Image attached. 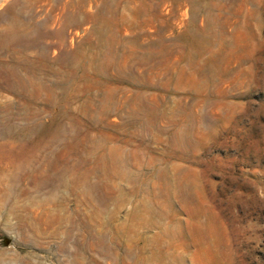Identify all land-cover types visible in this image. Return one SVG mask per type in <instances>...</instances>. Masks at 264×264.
I'll return each instance as SVG.
<instances>
[{
    "label": "rangeland",
    "instance_id": "374dc122",
    "mask_svg": "<svg viewBox=\"0 0 264 264\" xmlns=\"http://www.w3.org/2000/svg\"><path fill=\"white\" fill-rule=\"evenodd\" d=\"M11 122L0 264H264V0H0Z\"/></svg>",
    "mask_w": 264,
    "mask_h": 264
},
{
    "label": "bare ground",
    "instance_id": "6f19581e",
    "mask_svg": "<svg viewBox=\"0 0 264 264\" xmlns=\"http://www.w3.org/2000/svg\"><path fill=\"white\" fill-rule=\"evenodd\" d=\"M31 106V105H30ZM13 116V115H12ZM11 116V117H12ZM40 126V125H39ZM0 130H1V134H3V135H5V136H10V135H12V136H17V133H16V131H15V126L12 124V122L9 124V125H7L6 127H3V128H1V126H0ZM22 131V130H21ZM31 131V130H30ZM26 133H27V131H25ZM32 132V131H31ZM21 134V133H20ZM28 135V134H27ZM18 136H20L19 134H18ZM21 136H23V135H21ZM25 136V135H24ZM36 141V140H35ZM41 146V145H40ZM37 147L36 149H37V151H36V153L35 154H39V155H41L40 153L42 152V146L41 147ZM27 146H25V145H23V144H20V143H14V142H8V143H0V150H3L4 152H2V153H6V151H9L10 152V154H13V157L14 158H17L18 160H20V162L21 163H23L24 162V160H27V159H29V157L31 156V153L32 152H28V150H27V148H26ZM37 152H39V153H37ZM34 158V157H33ZM41 159V158H40ZM31 160V159H30ZM20 164V163H19ZM18 164V165H19ZM18 165H16V166H18ZM21 166H23V164L21 165ZM24 167V166H23ZM19 168V167H18ZM16 169H17V167H16ZM22 170V169H21ZM20 170V171H21ZM19 171V170H18ZM19 171V172H20ZM27 171V170H26ZM26 171H25V173H26ZM22 172V171H21ZM27 189H29V188H27ZM25 190H26V187H25ZM27 191V190H26ZM25 192V191H24ZM27 193H28V191H27ZM13 194H15V193H13ZM9 195V194H8ZM8 197V196H7ZM12 197H14V196H12ZM7 199V198H6ZM10 200V199H9ZM6 202H7V200H6ZM7 203H9V202H7ZM4 206V205H3ZM2 206V207H3ZM1 207V206H0Z\"/></svg>",
    "mask_w": 264,
    "mask_h": 264
},
{
    "label": "water",
    "instance_id": "95a60500",
    "mask_svg": "<svg viewBox=\"0 0 264 264\" xmlns=\"http://www.w3.org/2000/svg\"><path fill=\"white\" fill-rule=\"evenodd\" d=\"M11 242H12V239H11V238L4 237V242H3L4 245L7 246V245H9Z\"/></svg>",
    "mask_w": 264,
    "mask_h": 264
}]
</instances>
